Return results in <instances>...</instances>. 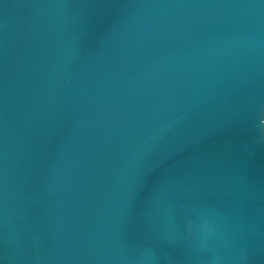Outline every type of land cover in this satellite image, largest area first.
<instances>
[{
    "label": "water",
    "instance_id": "water-1",
    "mask_svg": "<svg viewBox=\"0 0 264 264\" xmlns=\"http://www.w3.org/2000/svg\"><path fill=\"white\" fill-rule=\"evenodd\" d=\"M261 109L264 0H0V264H264Z\"/></svg>",
    "mask_w": 264,
    "mask_h": 264
},
{
    "label": "snow or ice",
    "instance_id": "snow-or-ice-1",
    "mask_svg": "<svg viewBox=\"0 0 264 264\" xmlns=\"http://www.w3.org/2000/svg\"><path fill=\"white\" fill-rule=\"evenodd\" d=\"M262 123H264V109H261Z\"/></svg>",
    "mask_w": 264,
    "mask_h": 264
},
{
    "label": "clouds",
    "instance_id": "clouds-1",
    "mask_svg": "<svg viewBox=\"0 0 264 264\" xmlns=\"http://www.w3.org/2000/svg\"><path fill=\"white\" fill-rule=\"evenodd\" d=\"M191 230H192V221L189 220V231H191Z\"/></svg>",
    "mask_w": 264,
    "mask_h": 264
}]
</instances>
